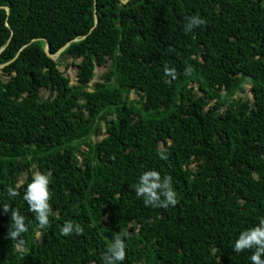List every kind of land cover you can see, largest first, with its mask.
<instances>
[{
    "label": "trees",
    "instance_id": "16d2710c",
    "mask_svg": "<svg viewBox=\"0 0 264 264\" xmlns=\"http://www.w3.org/2000/svg\"><path fill=\"white\" fill-rule=\"evenodd\" d=\"M95 6L0 0V264H103L114 232L123 264H251L233 245L264 217V0ZM193 14L206 23L185 33ZM47 44L69 46L55 61ZM37 169L52 173L43 230L23 199ZM147 169L171 177L175 206L136 196ZM3 205L25 218L17 240ZM65 221L84 232L62 235Z\"/></svg>",
    "mask_w": 264,
    "mask_h": 264
},
{
    "label": "clouds",
    "instance_id": "9594fccd",
    "mask_svg": "<svg viewBox=\"0 0 264 264\" xmlns=\"http://www.w3.org/2000/svg\"><path fill=\"white\" fill-rule=\"evenodd\" d=\"M185 19V33L191 32L206 23L199 14H193ZM164 71L166 76L173 79L176 77L175 68L165 65ZM190 74L191 68H186L185 75ZM161 158L166 159L167 157L162 153ZM51 176L52 173L50 171L42 172L39 169L35 170L23 194V199L35 214V219L42 230L49 226V217L52 212L49 203ZM134 190L136 196L142 198L146 206L168 208L178 203L177 192L173 188L171 177H162L160 172L155 169L143 171L137 178ZM18 195H20V192L15 187L7 189V196L9 198H15ZM2 210L6 214L10 213L8 237L12 240H17L28 230L25 218L18 209H14L10 205H3ZM83 232L84 228L80 224L71 221H65L61 228V233L65 236L73 233L82 234ZM127 238V232H114L111 243L108 244L103 254V264H123L126 258ZM233 249L236 253L251 250L252 254L249 257L251 264H264V217H261L254 226L244 228L239 232Z\"/></svg>",
    "mask_w": 264,
    "mask_h": 264
},
{
    "label": "rangeland",
    "instance_id": "374dc122",
    "mask_svg": "<svg viewBox=\"0 0 264 264\" xmlns=\"http://www.w3.org/2000/svg\"><path fill=\"white\" fill-rule=\"evenodd\" d=\"M80 60H76L74 61L73 58H70L69 60H67L66 62L68 64H72L73 62H79ZM67 63H65L62 67H61V71L64 72V74L66 76H69L72 80V83H75L77 81V68L74 65L68 66L67 67ZM108 67H97L96 68V76L93 80V83L97 82L99 80V78L107 71ZM250 88V85H248V89ZM246 96H251V94L248 92L247 94H244ZM130 100H137L139 99V96L133 91L131 92L130 96H129ZM103 137V136H102ZM84 148L89 149L88 145H84Z\"/></svg>",
    "mask_w": 264,
    "mask_h": 264
},
{
    "label": "water",
    "instance_id": "95a60500",
    "mask_svg": "<svg viewBox=\"0 0 264 264\" xmlns=\"http://www.w3.org/2000/svg\"><path fill=\"white\" fill-rule=\"evenodd\" d=\"M128 0H123V2L124 3H126ZM95 2H96V6H95V17L97 18V0H95ZM6 9H7V11H8V13H10V9H9V7H6ZM94 29V28H93ZM93 29H92V31H93ZM70 44V43H69ZM69 44L68 45H66V46H64L60 51H59V53L57 54V55H51V54H49L48 53V44H47V46H46V52L48 53V55L52 58V59H54L55 61L58 59V57H59V55L69 46Z\"/></svg>",
    "mask_w": 264,
    "mask_h": 264
}]
</instances>
